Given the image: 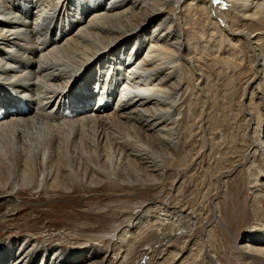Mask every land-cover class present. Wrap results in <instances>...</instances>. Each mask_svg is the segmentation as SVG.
Returning <instances> with one entry per match:
<instances>
[{
  "label": "bare ground",
  "instance_id": "obj_1",
  "mask_svg": "<svg viewBox=\"0 0 264 264\" xmlns=\"http://www.w3.org/2000/svg\"><path fill=\"white\" fill-rule=\"evenodd\" d=\"M216 67L243 88L244 130L226 144L222 175L239 169L226 184V221L248 225L236 248L226 240L227 260L264 264V0H0V226L24 188L156 190L174 170L173 189L207 150L202 110L194 117L202 142L196 152L197 140L189 143L185 162L178 139L193 128L181 133L180 115L195 89L207 97ZM140 209L105 234L106 251L0 235V264H106L117 243L127 245L125 260L147 232L158 247L146 264L168 254L179 262L193 213L159 202ZM206 241L190 263L219 264Z\"/></svg>",
  "mask_w": 264,
  "mask_h": 264
},
{
  "label": "rangeland",
  "instance_id": "obj_2",
  "mask_svg": "<svg viewBox=\"0 0 264 264\" xmlns=\"http://www.w3.org/2000/svg\"><path fill=\"white\" fill-rule=\"evenodd\" d=\"M216 70L220 73L216 74ZM216 70L209 72L211 76L205 86L207 97L197 93L195 89L190 95L192 105L185 103L182 107L183 114L180 116L184 121L179 126V131L185 133L188 128L185 127L186 124L193 128L192 133L188 132L189 137L186 132L185 138L180 134V140L178 139L181 152L186 153L185 162L191 160V152L188 153L187 150L191 148L189 143L197 140L196 152L202 142L198 134V121L194 119L195 116L198 119L202 110L205 111L203 126L208 147L194 165L183 171L173 189L170 187L174 170L170 171V177L165 180L163 187L156 190L116 191L105 184L92 191L72 189L69 192L50 191L47 194L42 190L24 188L16 197L18 209L11 220L0 226V235L16 236L15 238L23 241L25 235L29 234L39 241H49L55 246L65 247L67 251L83 253L95 246L106 251L108 247L105 234L117 226L125 225L137 210H141V205L159 202L176 210L191 211L194 215V227L190 232V242L186 243L183 238L177 242V247L184 254L179 262L171 261L168 254L157 264H192L198 251L195 243L201 238L207 240L206 245L208 242L209 251L219 264H230L227 258H231L233 248L226 240L231 241L236 248L247 235L244 229L248 225L238 229L236 224L232 226L226 221V195L229 194L226 184L239 177V169L227 178L222 175L223 170H226V144L236 135L241 136L244 130L241 124L243 122L238 119L239 99L243 88L239 81L222 74L223 68L216 67ZM189 91L190 89L188 94ZM188 113L193 116L188 118L189 121ZM184 141H187V145ZM161 220L157 221L159 226L163 224ZM150 236L151 233L147 232L134 244L135 247L132 245V254L129 253L125 260L122 256L126 254L127 245H113L112 251H109L110 260L106 264H120L122 261L121 264H146L150 246L156 249L158 247ZM207 261L204 258L201 264H208Z\"/></svg>",
  "mask_w": 264,
  "mask_h": 264
}]
</instances>
